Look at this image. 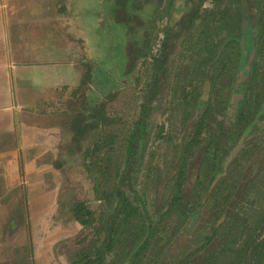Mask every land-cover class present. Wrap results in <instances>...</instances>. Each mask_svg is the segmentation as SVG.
I'll return each mask as SVG.
<instances>
[{
	"label": "rangeland",
	"instance_id": "374dc122",
	"mask_svg": "<svg viewBox=\"0 0 264 264\" xmlns=\"http://www.w3.org/2000/svg\"><path fill=\"white\" fill-rule=\"evenodd\" d=\"M240 3L241 0H207L202 8L203 19L196 20L186 30L176 56H182L186 43L193 40L191 48L185 52L190 60L194 59L193 67L196 70L205 53L208 56L209 53L214 54L209 50H200L199 38L212 41L248 39L250 36H244L238 28V22L241 21L239 15L243 16L244 9L240 7ZM246 3L247 11L250 12L249 20L256 22L257 27H260L259 38H264V0H248ZM156 5L157 8L159 6V11L154 16V25L148 31L149 42L146 43V49L155 57L160 54L165 33L170 28V20L182 17L187 1L157 0ZM257 11L260 12L259 17L256 15ZM113 34L114 37L120 35L117 29L113 30ZM236 44L238 42H228L227 45L234 61L229 58L224 77L233 76L234 79L231 82L228 80L229 84L225 81V86L232 87L237 80L235 73L240 62L238 57H234L239 49ZM120 45L114 44L115 49L109 53L107 62L101 60V54H97L101 61L98 73L108 80H111L107 73L111 66H123L126 60ZM95 49L100 53L99 48ZM228 49L223 52V57L228 54ZM153 65L154 61L151 59H142L138 66V77L139 74L141 77L132 78L131 83L123 81L122 77L119 88H113L112 92H106L104 97H100L98 104L104 107L102 117L107 119L103 122L99 117L102 128L96 123L90 124L93 112L86 104L92 90H87L86 97L82 95L80 103H74L73 108L78 109L72 116L69 115V120L60 119L66 123L62 127H67L68 136L63 138L62 143L56 144V151L48 152L47 157L52 158L26 157L30 153L24 149L31 145L21 141L30 143L29 138L21 135L23 140L16 135L20 131L17 124L21 120L11 117V113H0V264H74L83 257L96 260L93 247L98 234L90 227L81 226L74 216L75 206L81 203L100 214H112L122 206L111 249L100 264H153L170 247L173 254L177 251L188 252L206 240V235L216 223V208L217 213L222 212L230 208L232 203L235 212L232 211L225 226L201 249L206 251L203 264H208L212 258L218 264H235L241 261L242 264H264V244L262 252L257 248V254H253L250 262L246 260V254L243 256L244 260L240 256L237 259L241 249L248 246L251 231L262 228L258 222L264 216V168H259L260 156L253 158L252 151H249L251 154L247 152L249 157L244 159V155H247L242 153L244 147L239 149L240 154L235 149L229 159L230 163L238 155L239 159L234 160L233 170L224 175V181L218 184L214 192L218 199H208L205 212L208 216L204 222H190L187 221V216H182L186 206H183L182 192L179 184L176 185V176H171L174 174L180 139L186 124L200 110L199 102L203 94L198 80L201 79V73L197 76L195 72H190L184 88L181 87L180 78L170 80L163 99L154 104L150 114L147 123L148 137L140 142L139 157L132 171L134 181L121 184L127 168H130L129 138L143 107L144 83L148 81ZM122 70L123 68L121 72ZM174 71L176 74L177 69ZM119 75L121 74L117 71V76ZM257 79L258 76L254 79L253 88ZM262 85L264 73L259 75L255 104L250 101L253 106L250 103L245 105L246 120L251 116L254 118V114L264 107ZM229 95L230 92L222 94L218 89L209 94L204 125L216 118V108L217 113L218 110L222 114L227 112ZM100 136L105 140L100 146L102 149L89 161L87 153L100 141ZM253 136L261 138L257 134ZM208 139L214 144L213 138ZM36 164L43 167L39 169ZM249 166L250 172L244 176ZM254 171L260 174L252 182L248 181ZM242 179L247 181V187H241L245 193L233 198ZM121 191L124 192L123 195ZM248 208L249 216L244 214ZM133 210L136 212L133 213ZM234 214H241L244 219L236 224L233 222ZM150 219L156 221V226L148 239L149 244L135 256L145 241L146 221ZM186 222L187 230L194 227L197 229L196 233L190 238L186 236L177 239L178 243H173L176 240L173 236ZM260 224L264 226V221H260ZM105 235L102 234L103 241ZM162 260V263L167 264L175 262L168 257H163Z\"/></svg>",
	"mask_w": 264,
	"mask_h": 264
},
{
	"label": "flooded vegetation",
	"instance_id": "af4514ba",
	"mask_svg": "<svg viewBox=\"0 0 264 264\" xmlns=\"http://www.w3.org/2000/svg\"><path fill=\"white\" fill-rule=\"evenodd\" d=\"M206 1L203 3V5L206 3ZM247 1L248 0H241L240 7H243L244 9L242 10L243 18L241 19L238 28L243 31L242 34H244V36H250L248 39L240 38L238 41H235L233 39L225 41H212L211 39L199 38V42L201 44L200 50H209L214 54L209 53L210 58L208 61H206L205 67L203 66L204 59L200 60L199 66L196 68V70H193L194 59L190 60V57L188 56V54L186 55L185 52L191 48L193 40H189L186 43V48L182 56L173 55L171 59L172 63H174V65L172 66L173 72L175 69L178 70L177 80L180 78L181 87L184 88L186 78L187 76H189L190 72H195L197 76L201 73V79L198 80V84L202 87L203 97L205 96V94H207L206 99L202 98V100L199 102L200 110L196 112L197 115L195 114V116L188 120L186 124V128L184 129L182 137L180 139V147L177 153L174 174L171 176H176V185L179 184L178 186L181 188V199L183 201V206H186V210H184V213L182 212V216H187V221L194 223L197 220H201L202 222H204L205 217L208 216V214L206 215L205 213L206 207L208 205V199L213 198L215 201L216 199H218L217 194L214 193L218 184L224 181V175L230 173L233 170L234 160L239 159L238 155L232 163H230L229 160L233 156L236 148L238 149L239 154V149L241 150L244 147L242 153L245 154L249 151H252L253 158L260 156V159L258 158V165L260 169L264 168V118H262L264 116V107H262L260 112L258 111L256 114H254V118H252L251 116L250 119H244L245 105L250 103V105L253 106L252 102H254L255 104L257 97L256 92L259 88V75L260 73H264V38H259L260 27H257L256 22H252L249 20L250 12L247 11ZM203 5L201 6L197 15V17L199 18L198 20L203 19ZM256 15L259 17L260 12L257 11ZM200 34L202 35V32ZM228 42H238V44L236 45L239 48L238 54H236V56L234 57L239 58L240 65L238 66V70H236L235 73V78H237L236 83L234 82V86L232 87H230L229 85H224L225 81L227 82V84H229L228 80L231 82V79H234L233 76L224 77V74L227 71L226 67L229 66L230 59L233 58V56L229 54L231 50L228 49ZM218 47H220V49H217ZM226 49H228L229 52L225 57H223V52ZM151 57L155 58L154 56ZM232 61H234V58ZM257 76L258 79L255 80V87L253 88L254 79ZM261 88H264V85H262ZM217 89L222 94H229L230 92V95L227 98V112L225 114H222V112L218 110L217 113L216 108L214 110V112H216V118L210 119L209 122L204 125L203 120L205 121L204 114L206 111V105L209 101L208 96L209 94H212L214 90H216L217 92ZM151 109L152 112L153 108ZM253 134H257V136L261 138H254ZM208 138H213L215 140L214 144L211 143ZM140 147V145L137 146L138 152L135 150L134 153L136 155L132 156V163L130 165V168H127V173L122 177L121 184H127L128 182L134 181L132 171L133 168L136 167L135 164H137ZM249 153H247V155H244V159H248ZM241 156H243V154ZM253 158L251 159L253 160ZM241 163L242 162H240V165ZM250 167L251 166L247 168L246 173L243 174L244 176L247 175L248 172H250ZM203 174L204 177H202ZM259 174L260 172L254 171V175L250 178L248 177V181L252 182L253 179ZM245 182H247L245 179H242L240 181L241 184L235 189V195L232 194L233 198H236L238 196L240 197L245 193V191L243 192V190H241V187H247V183ZM123 193L124 192L121 191L122 195ZM193 196L194 198L192 199ZM227 197L229 198V195ZM241 199L243 201L245 200L244 198ZM174 202H176V200L173 201V204H175ZM80 205L84 204H77V206ZM233 205L234 203H232V206L230 208L222 210V212L220 211L218 213V209L216 208L214 218V221H216V223L206 235V240H204L200 244L198 243V246L192 248L188 252L177 251L174 254L171 251L172 247H170V249L164 252L160 260H156L155 262H153V264H167L162 263L163 257L171 258V260L174 259L175 262H171V264H203V262H205L206 260V251L201 249L205 247L208 242H210V240L220 232L223 226H225L232 211H234ZM83 207L86 210V214H91L90 216H87V220L90 221L89 225L83 227H90L98 234L97 241L93 247L97 259L92 261L88 258L84 259L83 257L79 261H83V263L88 264H100L105 260L108 251L111 249L113 236L115 234V227L119 221V218L121 217L119 212L122 211V206H120L112 214H100L91 210L86 205H84ZM134 212L136 211L133 210V213ZM244 214H247L249 216V208L244 212ZM240 215L241 214H234L233 222H236L237 224L242 221L244 218H242L243 215ZM233 218L231 217V219ZM260 221H264V216H262ZM260 221L258 222V224L262 228L256 231H251L252 235L248 246L241 249V251L237 255V259L240 256L244 260L243 256L246 254V260L248 259V262H250L253 254H257V248H259L258 251L262 252V249L264 248V226L260 224ZM155 223L156 221L151 219L146 221L147 226L145 229V241L143 242L141 248L138 249L135 256L139 254L138 252L141 249H144L146 247L147 243L149 244L148 239H150L152 231H154V227L156 226ZM187 227L188 224L186 222L179 232L175 233L174 231L176 235L173 236V238L176 240L173 243H178L179 240L177 239H182L186 236H188L187 238H190L193 236L194 232L196 233V228L193 227L187 230ZM103 233L106 234L104 241L101 239ZM257 238H259V240H257ZM99 259H101L100 262ZM241 262L234 263L242 264ZM208 264H218V262L216 259L212 258L210 259Z\"/></svg>",
	"mask_w": 264,
	"mask_h": 264
},
{
	"label": "crops",
	"instance_id": "0c3cea01",
	"mask_svg": "<svg viewBox=\"0 0 264 264\" xmlns=\"http://www.w3.org/2000/svg\"><path fill=\"white\" fill-rule=\"evenodd\" d=\"M114 10V0H0V113L21 120L16 135L29 138L21 141L31 145L26 157L56 151L68 136L60 119L69 120L88 87L106 95L97 54L109 60Z\"/></svg>",
	"mask_w": 264,
	"mask_h": 264
},
{
	"label": "trees",
	"instance_id": "16d2710c",
	"mask_svg": "<svg viewBox=\"0 0 264 264\" xmlns=\"http://www.w3.org/2000/svg\"><path fill=\"white\" fill-rule=\"evenodd\" d=\"M156 1L157 0H114L115 10L113 11L114 14H112L115 18L114 21L116 22V29L119 31L120 35L115 37L113 35L111 36L113 37L112 41H110L111 51L114 49V46L112 45L113 43H120V46H122L123 52L126 56V60L124 61V64L122 63L123 66L109 65L111 68L109 69L108 74L110 75L111 80L108 82L110 86L106 85L105 92H109L116 87L119 88V83H121L119 80H122V77L124 79L123 81L131 83L132 78L136 76L138 77V72L140 70V67L138 66L142 59L149 58L152 61L154 59V65L149 74L150 77L147 78L148 81L144 83L143 107L139 119L135 124V130L129 138L128 152L130 160L132 156L136 155L134 153L135 150L138 152L137 146L140 145L141 140L146 139L148 136L147 123L152 110L151 108L154 107V104L156 105L158 101L163 99L162 97L170 84V80L174 77L177 78L178 76L177 72L175 74V71L173 72L172 69V66L174 65L171 61L172 56L176 55L181 40L185 36L186 30L188 28L190 29L192 23L199 19L197 15L206 0H186L187 5L182 11V17L170 20V28L165 33V39L162 44L160 54L157 57L154 56L155 58H153L151 57V52L146 49V43L149 42L148 31H150V28L154 25V16L156 13L158 14L159 11V7L157 8V5L155 6ZM239 16H241V19L243 18L242 15ZM239 23L240 21L238 22V25ZM108 30L109 28L107 26V33ZM209 58L210 57L206 53L205 56L202 57V59H204V67L206 66V61H208ZM121 68H123L122 72ZM193 70L195 69L193 68ZM117 71H119L121 75L117 76ZM98 76L101 77L100 75ZM139 77H141L140 74ZM96 81H98V79ZM87 89L90 90L89 87ZM206 95L207 94L203 97L204 99H206ZM99 99L100 96L96 93H92L87 102L90 111L93 112V116H90V121L94 123L95 120H97L98 122L96 124L98 127H101V125L98 124L100 123L99 117L101 116V120H103V122L107 119L102 117L104 107L103 105L98 104ZM103 141L105 140L101 139L100 136V141H97L88 151L87 156L89 157V161L92 160L93 156L102 149L100 146ZM128 163L131 165L132 161H128ZM126 173L127 171L125 174ZM83 206L84 205L75 206L73 212L77 222H79L82 226H87L89 225V220H86V217L91 214H86V210ZM100 260L101 259H99V262ZM75 264L88 263L79 261Z\"/></svg>",
	"mask_w": 264,
	"mask_h": 264
}]
</instances>
